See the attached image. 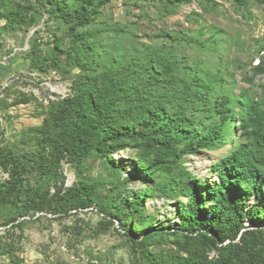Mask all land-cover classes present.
Masks as SVG:
<instances>
[{"label": "rangeland", "instance_id": "374dc122", "mask_svg": "<svg viewBox=\"0 0 264 264\" xmlns=\"http://www.w3.org/2000/svg\"><path fill=\"white\" fill-rule=\"evenodd\" d=\"M55 1H65L68 8L81 2ZM55 3L0 0V194L6 199L0 200V225L21 221V227L9 230L7 239L15 242L0 250V264H147L138 258L134 236L113 216V204L120 198L116 194L153 190L143 199L145 213L154 215V227L173 230L179 224V203L187 201L179 196V185L194 178L210 185L219 182L218 162L247 141L237 122L244 112L235 99L236 123L229 128V142L185 153L148 182L137 165L139 148L107 153L96 144L84 158L72 159L65 125L76 115L77 97L87 89L86 80L95 76L96 88L106 93L108 65L114 73L126 60L144 61L145 54L164 51L180 69H200L205 77L210 72L234 95L247 94L264 108V72L254 68L264 66V3L95 0L101 4L94 21L79 27L95 45L93 59L82 57L85 49L70 24L55 13ZM56 45L70 56L56 51ZM33 49L40 52L38 65L31 61ZM55 57L60 62L49 66ZM11 155L18 172L7 166ZM20 173H25L24 180ZM84 186L92 192L90 205L74 208L76 199L85 197ZM253 201L251 197L248 204ZM126 222L131 226L139 221ZM198 246L170 234L150 243L162 264L183 258L190 262L186 250ZM204 250L207 264H231L212 245Z\"/></svg>", "mask_w": 264, "mask_h": 264}, {"label": "trees", "instance_id": "16d2710c", "mask_svg": "<svg viewBox=\"0 0 264 264\" xmlns=\"http://www.w3.org/2000/svg\"><path fill=\"white\" fill-rule=\"evenodd\" d=\"M45 1L49 4L56 2L55 13L70 24L71 33L80 41L79 46L86 50H83L82 57L93 59L95 45L86 41L88 32L79 27L94 21L101 3L81 0L79 6L68 8L65 1ZM235 1L245 5L249 0ZM255 1L264 3V0ZM55 49L65 52L68 57L71 54L57 45ZM35 50H32L31 61L38 65L40 52ZM144 59L126 60L114 67V73L108 65L106 93L96 88V76L86 80L87 89L76 100V115L65 125L72 159L84 158L96 144L105 147L107 153L125 147L139 148L142 154L137 165L149 182L183 154L213 149L229 142L226 138L230 126L236 123V103L244 112L237 122H240L247 141L218 162L219 182L210 185L194 178L179 185V196L187 201L179 203V224L173 230L154 227V215L145 213L143 199L153 195V190L142 189L128 194L119 191L116 197L120 198L113 204L116 209L113 216L120 227L134 236L131 239L139 246L138 258L147 264L163 263L150 249V243L167 234L180 235L187 245H199L194 250H186L190 262L183 258L176 264H207L204 246L209 245L226 256L231 264H264V108L249 99L247 94L234 95L222 78L210 72L205 77L200 69L186 66L180 69L179 63L164 51L149 52ZM51 62L49 66L58 64L60 59L55 57ZM254 68L257 72H264L262 65ZM180 143L182 145L178 146ZM6 162L11 172L19 171L14 155L9 159L6 157ZM18 176L24 180L25 173ZM153 188H157L156 185ZM83 189L85 197L76 199L72 205L74 208L90 205L92 192L87 186ZM251 197L254 201L248 204ZM0 200L6 201L5 195L0 194ZM47 204L48 211L53 212L50 201ZM207 204L209 208L206 210ZM29 208L27 204V210ZM135 218L138 223L127 225L126 221ZM15 221L3 223L11 225L0 233V250L5 251L6 245L9 247L15 242L7 239L12 227H21V221Z\"/></svg>", "mask_w": 264, "mask_h": 264}, {"label": "built area", "instance_id": "2783aa9c", "mask_svg": "<svg viewBox=\"0 0 264 264\" xmlns=\"http://www.w3.org/2000/svg\"><path fill=\"white\" fill-rule=\"evenodd\" d=\"M11 225V223L10 224H8L7 226H0V233L4 230V229H6V228H8L9 226ZM1 229H2V231H1Z\"/></svg>", "mask_w": 264, "mask_h": 264}]
</instances>
